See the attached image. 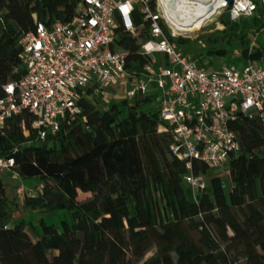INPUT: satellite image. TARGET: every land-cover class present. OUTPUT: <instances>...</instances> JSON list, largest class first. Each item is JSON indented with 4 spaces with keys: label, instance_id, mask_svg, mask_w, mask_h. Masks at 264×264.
Segmentation results:
<instances>
[{
    "label": "trees",
    "instance_id": "16d2710c",
    "mask_svg": "<svg viewBox=\"0 0 264 264\" xmlns=\"http://www.w3.org/2000/svg\"><path fill=\"white\" fill-rule=\"evenodd\" d=\"M79 1L0 0V99L3 86L24 75L21 37L34 32L35 22L69 21ZM133 17L144 25L138 36L116 29L114 48L125 53L126 72L137 76L149 58L138 44L147 38L146 23ZM219 23L222 30L194 42L174 41L179 48L201 45L190 58L205 70L212 59L230 68L264 61L260 10L236 21L224 14ZM91 99L82 98L81 113L44 141L36 139L28 110L0 126V157L14 160L22 184L43 186L21 198L38 216L27 223L13 216L18 203L0 178V264H264V126L256 116L237 112L229 122L240 151L230 157L225 181L193 162L194 176L209 177L193 197L169 135L158 132L165 124L153 94L103 110ZM59 213L65 219L58 228L50 221Z\"/></svg>",
    "mask_w": 264,
    "mask_h": 264
},
{
    "label": "built area",
    "instance_id": "2783aa9c",
    "mask_svg": "<svg viewBox=\"0 0 264 264\" xmlns=\"http://www.w3.org/2000/svg\"><path fill=\"white\" fill-rule=\"evenodd\" d=\"M199 1L188 0L191 5ZM209 1L205 5L215 2ZM221 1L204 14L205 26L192 32L175 29L166 0H80L69 21L35 22L34 32L20 39L24 75L3 86L0 126L6 118L28 110L34 117L36 139L44 141L66 117L81 113L78 102L82 98L107 96L114 86L125 89L123 99L153 94L165 124L158 132L169 135V151L183 162L188 171L184 183L195 197L207 183L205 177L191 173L193 162L226 178L230 157L240 151L229 128L236 113L254 115L264 126V61L247 63L241 69L205 70L174 41L204 31L216 16L227 14L230 21H236L258 10L264 14V0ZM134 15L146 23L147 38L138 44L141 54L149 58L137 76L126 72L125 53L114 48L116 29L138 36L144 25H136ZM222 29L220 24L215 30ZM259 34L251 48L257 47ZM156 55L161 56L159 62ZM1 174H9L18 183L16 193L21 198L32 194L14 171L12 158L0 157Z\"/></svg>",
    "mask_w": 264,
    "mask_h": 264
},
{
    "label": "rangeland",
    "instance_id": "374dc122",
    "mask_svg": "<svg viewBox=\"0 0 264 264\" xmlns=\"http://www.w3.org/2000/svg\"><path fill=\"white\" fill-rule=\"evenodd\" d=\"M221 17H222V15L221 16H216L213 21H211L210 23L207 24V26L204 29V31L186 34V35H183V37H181V38H187L191 42H194V40H196V38H198L200 35L207 34V33H212V32L217 31L215 29H216V26L220 25L219 20H220ZM200 49H202L201 45H185L184 47L180 48V50L184 54L186 53L185 55H188L189 57H191L194 54H196V52H198L197 50H200ZM155 57H156L158 62L161 60V56L160 55H156ZM212 60H213L212 61V67H211L212 70L219 69V68H221L223 66H227V62L226 61H216L215 59H212ZM234 60L235 61L238 60V55L237 54H233L232 55V61H234ZM204 63L207 64V61L204 60ZM242 67H244V63L240 62L237 68L241 69ZM112 97H111V95L109 97L108 96H100V95L99 96H92L91 97L92 98L91 102L94 103L97 106V108L103 110L110 102L112 103V102H118V101L122 100V98L121 99H119V98L112 99ZM211 174L212 173H210V175ZM0 178H2L3 181L6 184L5 190H6V194H7L8 198L13 200V201H16L18 203L16 211L14 212V215H13L15 217V219H17V220L23 219L27 223L36 224L37 219H38L37 213L25 209L22 206L21 197L18 196L17 193H16V189H17L18 183L16 181L12 180L10 178L9 174H1ZM221 180L225 181V177H222ZM205 181L207 183L209 181V177H205ZM23 185L26 188H29L30 190H37V189H41L43 187L41 184H38L36 182L35 183L29 182V183H26V184L24 183ZM64 219H65V215H63V213H59L50 222L54 223L59 228L60 227V222L62 220H64ZM29 234H30L32 240L35 241L34 236L30 232H29ZM54 253L56 254V252H54ZM153 253H154V251H151V252H149V254L147 256H150Z\"/></svg>",
    "mask_w": 264,
    "mask_h": 264
},
{
    "label": "bare ground",
    "instance_id": "6f19581e",
    "mask_svg": "<svg viewBox=\"0 0 264 264\" xmlns=\"http://www.w3.org/2000/svg\"><path fill=\"white\" fill-rule=\"evenodd\" d=\"M209 0H200L195 5L189 4L188 0H166L167 9L177 31L192 32L205 26L202 19L208 10H215L221 5V0H215L211 5H205ZM211 3V2H210Z\"/></svg>",
    "mask_w": 264,
    "mask_h": 264
},
{
    "label": "crops",
    "instance_id": "0c3cea01",
    "mask_svg": "<svg viewBox=\"0 0 264 264\" xmlns=\"http://www.w3.org/2000/svg\"><path fill=\"white\" fill-rule=\"evenodd\" d=\"M126 88H128V87H126ZM124 92H125V89L124 88H119V87H113V88H109L108 89V94H107V96L109 97L110 95H111V97H112V99H114V98H119V99H123L124 98ZM111 103V102H110Z\"/></svg>",
    "mask_w": 264,
    "mask_h": 264
},
{
    "label": "water",
    "instance_id": "95a60500",
    "mask_svg": "<svg viewBox=\"0 0 264 264\" xmlns=\"http://www.w3.org/2000/svg\"><path fill=\"white\" fill-rule=\"evenodd\" d=\"M228 4H230L231 3V0H225Z\"/></svg>",
    "mask_w": 264,
    "mask_h": 264
}]
</instances>
